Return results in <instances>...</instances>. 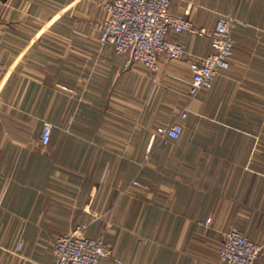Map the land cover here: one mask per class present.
I'll return each mask as SVG.
<instances>
[{"label":"crops","instance_id":"obj_1","mask_svg":"<svg viewBox=\"0 0 264 264\" xmlns=\"http://www.w3.org/2000/svg\"><path fill=\"white\" fill-rule=\"evenodd\" d=\"M110 1L0 0V264H52L79 225L125 264H213L231 229L262 238L264 0H171L202 29L244 23L229 70L194 99L188 59L152 72L101 43ZM169 39L213 54L207 38ZM174 123L179 140L156 135Z\"/></svg>","mask_w":264,"mask_h":264},{"label":"built area","instance_id":"obj_2","mask_svg":"<svg viewBox=\"0 0 264 264\" xmlns=\"http://www.w3.org/2000/svg\"><path fill=\"white\" fill-rule=\"evenodd\" d=\"M171 0H112L100 6L104 17L99 25L100 41L110 45L118 55L128 58L127 67L158 70V57L166 56L170 62L189 60L192 77L188 84V98L212 89L221 72L228 71L234 54V31L244 23L231 15H220L214 30L195 26L189 19L170 14ZM170 34L190 35L211 41L213 54L205 58L191 57L182 46L169 39ZM180 119H185L183 112ZM53 126L42 124L40 144L47 147ZM163 139L179 140L182 127L174 123L158 129ZM133 186H139L137 182ZM209 224V222H207ZM87 225H79L69 234L59 237L53 244L52 264H100L110 259L114 264H125L114 258L112 248L102 238L86 237ZM23 249L18 242L14 254ZM264 251L263 245L247 240L237 229H231L224 239L218 261L213 264H256Z\"/></svg>","mask_w":264,"mask_h":264},{"label":"rangeland","instance_id":"obj_3","mask_svg":"<svg viewBox=\"0 0 264 264\" xmlns=\"http://www.w3.org/2000/svg\"><path fill=\"white\" fill-rule=\"evenodd\" d=\"M256 243H259V244L263 245V247H264V231H262V238L258 239V241H256Z\"/></svg>","mask_w":264,"mask_h":264}]
</instances>
